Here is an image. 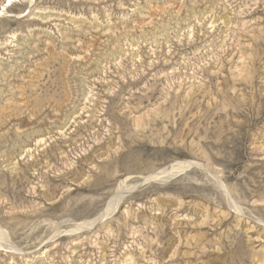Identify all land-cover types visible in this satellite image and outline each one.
Wrapping results in <instances>:
<instances>
[{
  "label": "rangeland",
  "instance_id": "1",
  "mask_svg": "<svg viewBox=\"0 0 264 264\" xmlns=\"http://www.w3.org/2000/svg\"><path fill=\"white\" fill-rule=\"evenodd\" d=\"M0 242V264H264V0H0Z\"/></svg>",
  "mask_w": 264,
  "mask_h": 264
},
{
  "label": "bare ground",
  "instance_id": "2",
  "mask_svg": "<svg viewBox=\"0 0 264 264\" xmlns=\"http://www.w3.org/2000/svg\"><path fill=\"white\" fill-rule=\"evenodd\" d=\"M47 17H45L46 19ZM83 23V22H82ZM74 27V26H73ZM107 33V32H106ZM14 41V40H13ZM7 45V44H6ZM16 45V44H15ZM17 50V49H16ZM18 58V57H17ZM17 63V62H15ZM3 80V79H2ZM190 165V164H189ZM192 165V164H191ZM190 165V166H191ZM185 166V165H184ZM183 167V164L179 163H175L171 166H169L168 168L162 169L160 172H158L157 174L151 176V177H146L147 181L148 180H154L157 181L158 183L162 182H166L168 179H170V177L176 175V173L179 171V169ZM144 179V178H143ZM122 181V180H121ZM148 183V182H147ZM139 186V185H138ZM133 187H135V185L131 186V187H126L125 183L122 182L119 184V186L116 188L115 190V198L112 199V201L105 206V209L103 210L102 214L99 216L98 219H94V223L97 221H102L105 219V217H107L108 215H111L113 212L116 211V209L121 205V203L124 200V197H126V193L128 190L132 189ZM141 187V186H140ZM137 188V187H136ZM93 222H91L92 224ZM93 223V224H94ZM2 238V237H1ZM0 247H2L3 249H6L7 251H9V253H13V252H18V250H16L13 246H11L10 244H8L7 242L1 243L0 242ZM15 250V251H14ZM131 264L133 262H130Z\"/></svg>",
  "mask_w": 264,
  "mask_h": 264
}]
</instances>
